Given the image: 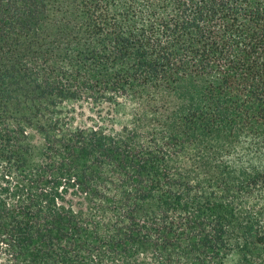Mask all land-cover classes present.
<instances>
[{
  "label": "trees",
  "instance_id": "trees-1",
  "mask_svg": "<svg viewBox=\"0 0 264 264\" xmlns=\"http://www.w3.org/2000/svg\"><path fill=\"white\" fill-rule=\"evenodd\" d=\"M0 264H264V0H0Z\"/></svg>",
  "mask_w": 264,
  "mask_h": 264
},
{
  "label": "rangeland",
  "instance_id": "rangeland-1",
  "mask_svg": "<svg viewBox=\"0 0 264 264\" xmlns=\"http://www.w3.org/2000/svg\"><path fill=\"white\" fill-rule=\"evenodd\" d=\"M33 143L37 149L43 146V140L38 135L34 136Z\"/></svg>",
  "mask_w": 264,
  "mask_h": 264
}]
</instances>
